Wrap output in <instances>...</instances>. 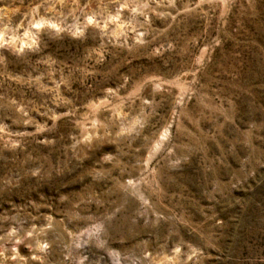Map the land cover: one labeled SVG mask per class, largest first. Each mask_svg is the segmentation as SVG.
<instances>
[{"label": "rangeland", "instance_id": "1", "mask_svg": "<svg viewBox=\"0 0 264 264\" xmlns=\"http://www.w3.org/2000/svg\"><path fill=\"white\" fill-rule=\"evenodd\" d=\"M0 264H264V0H0Z\"/></svg>", "mask_w": 264, "mask_h": 264}, {"label": "bare ground", "instance_id": "2", "mask_svg": "<svg viewBox=\"0 0 264 264\" xmlns=\"http://www.w3.org/2000/svg\"><path fill=\"white\" fill-rule=\"evenodd\" d=\"M26 42L25 41H21L19 40V45L22 46L23 44H25Z\"/></svg>", "mask_w": 264, "mask_h": 264}]
</instances>
